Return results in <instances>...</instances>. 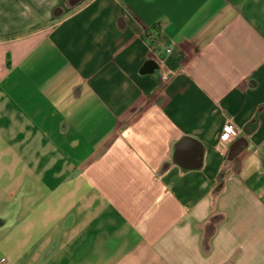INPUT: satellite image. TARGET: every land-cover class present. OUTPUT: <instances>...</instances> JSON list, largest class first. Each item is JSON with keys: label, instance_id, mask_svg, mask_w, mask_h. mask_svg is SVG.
<instances>
[{"label": "crops", "instance_id": "0c3cea01", "mask_svg": "<svg viewBox=\"0 0 264 264\" xmlns=\"http://www.w3.org/2000/svg\"><path fill=\"white\" fill-rule=\"evenodd\" d=\"M0 264H264V0H0Z\"/></svg>", "mask_w": 264, "mask_h": 264}, {"label": "built area", "instance_id": "2783aa9c", "mask_svg": "<svg viewBox=\"0 0 264 264\" xmlns=\"http://www.w3.org/2000/svg\"><path fill=\"white\" fill-rule=\"evenodd\" d=\"M166 52H171V48L167 47ZM237 135V129L234 124L232 123H225L222 127L219 141L217 144V151L219 153H224L228 148V143L233 140Z\"/></svg>", "mask_w": 264, "mask_h": 264}, {"label": "trees", "instance_id": "16d2710c", "mask_svg": "<svg viewBox=\"0 0 264 264\" xmlns=\"http://www.w3.org/2000/svg\"><path fill=\"white\" fill-rule=\"evenodd\" d=\"M160 41H162V39H160Z\"/></svg>", "mask_w": 264, "mask_h": 264}]
</instances>
